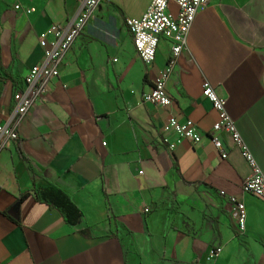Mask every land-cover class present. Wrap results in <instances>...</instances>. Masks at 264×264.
<instances>
[{
	"label": "crops",
	"instance_id": "crops-1",
	"mask_svg": "<svg viewBox=\"0 0 264 264\" xmlns=\"http://www.w3.org/2000/svg\"><path fill=\"white\" fill-rule=\"evenodd\" d=\"M81 1L0 0V124L42 60L40 40L51 42L50 27L73 19ZM150 1L98 5L18 140L1 151V264H264V200L242 193L251 169L229 136H219L224 160L208 139L218 114L201 94L208 81L226 100L264 173V0H212L198 11L166 82L168 107L142 96L171 44L160 39L145 67L125 25ZM171 117L192 121L201 142L169 152L162 127ZM47 184L70 197L78 223L35 201ZM232 197L245 207L241 235ZM215 247L222 253L209 261Z\"/></svg>",
	"mask_w": 264,
	"mask_h": 264
},
{
	"label": "built area",
	"instance_id": "built-area-1",
	"mask_svg": "<svg viewBox=\"0 0 264 264\" xmlns=\"http://www.w3.org/2000/svg\"><path fill=\"white\" fill-rule=\"evenodd\" d=\"M212 0H151L145 13L139 18H127L125 25L131 35L134 50L145 67L152 66L156 49L160 39L171 44V55L167 65L156 77L150 93L142 96L144 103L154 106L168 107L170 98L165 91L166 82L173 72L176 59L187 49V39L198 11L208 5ZM108 0H82L73 19L65 25H52L48 34L52 41L40 40L42 60L33 66L25 76L24 89L17 92L14 97L13 110L7 121L0 124V153L12 142L18 140L19 127L29 110L47 91L50 80L58 76V69L63 65L65 58L71 51L75 40L81 35L92 19L98 5ZM176 6V13L169 9V5ZM14 9H20L16 4ZM26 14L30 11L26 10ZM202 96L209 101L212 109L218 114V121L213 124L208 139L219 152L221 159H226L227 152L219 138L226 134L233 144L240 150L242 157L248 163L251 174L241 186L244 194L264 200V173L260 170L252 154L239 135L233 120L226 110V100L218 98L213 86L204 81L201 86ZM202 135L190 120L180 123L176 118H169L162 127V142L169 152H174L182 142L197 145ZM234 203L237 232H245L246 212L242 203L230 198ZM222 248L215 247L209 253L208 260L216 261L221 255ZM1 264V263H0Z\"/></svg>",
	"mask_w": 264,
	"mask_h": 264
},
{
	"label": "trees",
	"instance_id": "trees-1",
	"mask_svg": "<svg viewBox=\"0 0 264 264\" xmlns=\"http://www.w3.org/2000/svg\"><path fill=\"white\" fill-rule=\"evenodd\" d=\"M28 168L31 173H34L29 163ZM33 195L37 203L46 205L60 212L65 222L69 225H75L81 219V212L73 204L70 197L58 188L47 184L44 187H37Z\"/></svg>",
	"mask_w": 264,
	"mask_h": 264
}]
</instances>
